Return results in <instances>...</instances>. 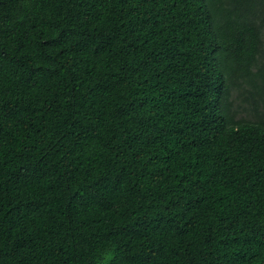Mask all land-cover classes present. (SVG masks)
<instances>
[{
  "label": "trees",
  "instance_id": "16d2710c",
  "mask_svg": "<svg viewBox=\"0 0 264 264\" xmlns=\"http://www.w3.org/2000/svg\"><path fill=\"white\" fill-rule=\"evenodd\" d=\"M0 264H264V0H0Z\"/></svg>",
  "mask_w": 264,
  "mask_h": 264
}]
</instances>
